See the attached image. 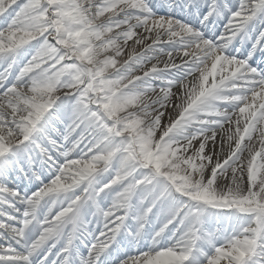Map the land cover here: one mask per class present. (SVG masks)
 I'll return each mask as SVG.
<instances>
[{"label":"snow or ice","instance_id":"1","mask_svg":"<svg viewBox=\"0 0 264 264\" xmlns=\"http://www.w3.org/2000/svg\"><path fill=\"white\" fill-rule=\"evenodd\" d=\"M0 264H264V0H0Z\"/></svg>","mask_w":264,"mask_h":264}]
</instances>
